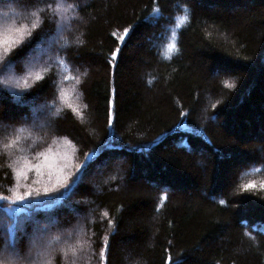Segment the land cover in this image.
<instances>
[{"label": "trees", "instance_id": "obj_1", "mask_svg": "<svg viewBox=\"0 0 264 264\" xmlns=\"http://www.w3.org/2000/svg\"><path fill=\"white\" fill-rule=\"evenodd\" d=\"M67 2V18L49 7ZM22 8L37 27L0 75L23 63L35 86L0 85V136L39 126L72 176L48 196L0 200V258L42 232L38 259L79 240L80 264H105L107 240L106 264H264V0ZM4 163L0 196L52 179L30 169L18 181Z\"/></svg>", "mask_w": 264, "mask_h": 264}, {"label": "clouds", "instance_id": "obj_2", "mask_svg": "<svg viewBox=\"0 0 264 264\" xmlns=\"http://www.w3.org/2000/svg\"><path fill=\"white\" fill-rule=\"evenodd\" d=\"M24 0H0V33L3 40L0 47L6 51L0 52V65H3L12 55V50L20 46L25 39L32 35V30L36 29V24H30L31 17L35 15L34 10L22 8ZM56 13L69 14L73 8L72 3L67 2L55 7L49 5ZM22 38L16 39L20 37ZM14 38V39H13ZM15 40V43H10ZM64 45L69 44L67 37H62ZM82 43V41H81ZM12 72L8 75H0V85L12 87L19 90H28L35 85L31 84V76L25 70L23 63L20 70L16 69L15 63L10 65ZM41 79V78H40ZM0 156L4 157L3 166L8 167L15 173H20V178H24L30 169L40 172L47 169L54 172L62 157L57 150L55 139H45L43 129L39 126L31 127L27 125L16 126L9 129L7 133L0 136ZM8 197V196H4ZM71 236V233H68ZM51 241H60L61 236L55 234L51 236ZM43 243V242H41ZM86 251L81 246L79 240L75 242L64 241L63 246L51 253H45L44 259H38L34 254L31 242H26L25 250L22 254H13L12 259H8L7 254L0 258V264H56V256H61V264H80L78 253Z\"/></svg>", "mask_w": 264, "mask_h": 264}, {"label": "snow or ice", "instance_id": "obj_3", "mask_svg": "<svg viewBox=\"0 0 264 264\" xmlns=\"http://www.w3.org/2000/svg\"><path fill=\"white\" fill-rule=\"evenodd\" d=\"M128 33V29H125L124 30V35H127ZM113 36L116 35V33H113L112 34ZM22 38V34L20 37H17L16 39H20ZM119 40L123 41L124 40V36H120L118 37ZM16 41L13 40L11 41L10 43H15ZM174 47V45H170L169 46V51H171V49ZM4 51H6V49H3ZM119 49H117L116 51L112 52V58L115 59L117 54L119 53ZM167 52H165V55L167 56ZM65 71H67V68L65 69ZM37 80L40 79V76L37 75L35 77ZM77 83H79V81H77ZM228 87H232V85H228ZM69 107H71V105H69ZM75 111V109H74ZM65 159H68L67 157H65ZM87 163V162H86ZM68 167H71L70 164H66L64 166V168H60L58 169L53 175H52V179L50 180L49 182V185L44 187L43 189V192H41L40 189H28L26 191H24L23 193H21L20 191H14L12 193L11 196H8V197H4V196H0V200H11L13 203H15L16 201H24L25 199L27 198H30V197H39L41 195L43 196H48L50 195L51 193H54V192H57L59 191V189L61 188H67L68 187V184H69V180L72 176V173L71 172H68V171H65L66 168ZM78 171L83 167V166H79L77 165L76 166ZM20 179V173L18 172L17 173V180L19 181ZM19 187V185H18ZM248 187H251V185H249ZM262 187H264V185H262ZM221 204L224 203L223 200L220 201ZM105 215H107V213H105ZM107 248H108V241L105 240V247H104V251H102L101 253V260L105 261V264H106V261H107V257H106V252H107ZM166 264H176V262L172 261V258L171 256L167 257V261H166Z\"/></svg>", "mask_w": 264, "mask_h": 264}, {"label": "rangeland", "instance_id": "obj_4", "mask_svg": "<svg viewBox=\"0 0 264 264\" xmlns=\"http://www.w3.org/2000/svg\"><path fill=\"white\" fill-rule=\"evenodd\" d=\"M59 39L60 40V38H59V36L58 37H56V39ZM61 41V40H60ZM35 59H34V61L30 64L32 67L33 66H37L38 64H39V58L43 55V53H45V51L44 50H42L41 49V47H38L37 49H35ZM11 70L10 69H7V72L8 73H11L10 72ZM31 111H33V117L35 118L36 117V112L37 113H40V114H42L43 112H42V109L40 108V107H36V108H31ZM41 117L42 118H44L45 119V116H44V114H42L41 115ZM49 124V123H48ZM48 124L46 123V125L48 126ZM40 126H42V123H41V125ZM60 153H62V152H60ZM61 155V157H62V161L59 163V165H58V167H57V169L54 171V172H49L47 169H42L39 173L38 172H36L35 171V169H34V171H35V173L36 174H38V175H46L45 177H48V176H52V174L53 173H55L58 169H60V168H64V166L66 165V164H64V157H63V155L62 154H60ZM69 208V210L71 209L70 208V206L68 207ZM53 223V222H52ZM54 224V223H53ZM45 238V235H44V233H39V234H37V235H35V236H32L31 237V245H32V248H33V251H34V254L35 255H37V250L39 249L38 248V246L41 244V242L43 241V239ZM7 252H8V254H9V257L11 258V256L14 254V252H13V250L11 249V251H9V250H7ZM12 259V258H11Z\"/></svg>", "mask_w": 264, "mask_h": 264}]
</instances>
